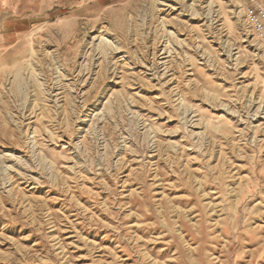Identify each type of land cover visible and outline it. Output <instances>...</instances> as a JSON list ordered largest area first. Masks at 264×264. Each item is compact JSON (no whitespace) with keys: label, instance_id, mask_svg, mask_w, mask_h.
Instances as JSON below:
<instances>
[{"label":"rangeland","instance_id":"1","mask_svg":"<svg viewBox=\"0 0 264 264\" xmlns=\"http://www.w3.org/2000/svg\"><path fill=\"white\" fill-rule=\"evenodd\" d=\"M250 6L81 8L0 62V264H264Z\"/></svg>","mask_w":264,"mask_h":264},{"label":"crops","instance_id":"2","mask_svg":"<svg viewBox=\"0 0 264 264\" xmlns=\"http://www.w3.org/2000/svg\"><path fill=\"white\" fill-rule=\"evenodd\" d=\"M129 0H0V62L17 53L36 27L74 10L101 11Z\"/></svg>","mask_w":264,"mask_h":264},{"label":"built area","instance_id":"3","mask_svg":"<svg viewBox=\"0 0 264 264\" xmlns=\"http://www.w3.org/2000/svg\"><path fill=\"white\" fill-rule=\"evenodd\" d=\"M251 4L248 18L252 30L264 41V0H248Z\"/></svg>","mask_w":264,"mask_h":264},{"label":"bare ground","instance_id":"4","mask_svg":"<svg viewBox=\"0 0 264 264\" xmlns=\"http://www.w3.org/2000/svg\"><path fill=\"white\" fill-rule=\"evenodd\" d=\"M210 7V6H209ZM211 9V8H210ZM158 22V21H157ZM168 23V21H166ZM104 33V32H103ZM106 35H109V32L108 31H105V36H103L102 34L99 35L97 38V40L100 41V45H103V46H107V47H111V49H114V50H119L121 49V46L120 44L116 43L115 46L113 47V45H111V41L107 38L108 36ZM215 40V39H214ZM134 42V41H133ZM69 94V93H68ZM38 97H41L39 94L37 95ZM68 96V95H67ZM69 98V97H67ZM66 102V101H65Z\"/></svg>","mask_w":264,"mask_h":264}]
</instances>
